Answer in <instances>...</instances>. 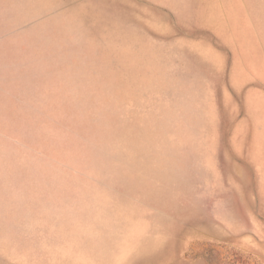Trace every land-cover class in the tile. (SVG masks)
<instances>
[{
    "label": "rangeland",
    "instance_id": "1",
    "mask_svg": "<svg viewBox=\"0 0 264 264\" xmlns=\"http://www.w3.org/2000/svg\"><path fill=\"white\" fill-rule=\"evenodd\" d=\"M172 3L0 0V264H264L248 142L185 129Z\"/></svg>",
    "mask_w": 264,
    "mask_h": 264
},
{
    "label": "crops",
    "instance_id": "2",
    "mask_svg": "<svg viewBox=\"0 0 264 264\" xmlns=\"http://www.w3.org/2000/svg\"><path fill=\"white\" fill-rule=\"evenodd\" d=\"M168 2L179 17L189 11L197 20L191 27L198 37L184 39V81L191 84L183 96L185 129L198 131L203 142H248L255 209L264 212V0Z\"/></svg>",
    "mask_w": 264,
    "mask_h": 264
}]
</instances>
